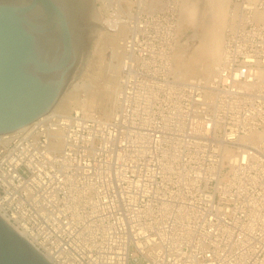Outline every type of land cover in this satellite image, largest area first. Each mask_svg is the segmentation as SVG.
<instances>
[{"label": "built area", "instance_id": "built-area-1", "mask_svg": "<svg viewBox=\"0 0 264 264\" xmlns=\"http://www.w3.org/2000/svg\"><path fill=\"white\" fill-rule=\"evenodd\" d=\"M140 1L107 115L0 135V216L53 264H264V0H236L209 79L176 74V17Z\"/></svg>", "mask_w": 264, "mask_h": 264}, {"label": "water", "instance_id": "water-1", "mask_svg": "<svg viewBox=\"0 0 264 264\" xmlns=\"http://www.w3.org/2000/svg\"><path fill=\"white\" fill-rule=\"evenodd\" d=\"M96 0H0V135L53 111L100 29ZM0 264H53L0 216Z\"/></svg>", "mask_w": 264, "mask_h": 264}, {"label": "bare ground", "instance_id": "bare-ground-1", "mask_svg": "<svg viewBox=\"0 0 264 264\" xmlns=\"http://www.w3.org/2000/svg\"><path fill=\"white\" fill-rule=\"evenodd\" d=\"M101 1L105 11L112 9V12L105 16L103 25L112 29L113 32L102 31L98 35L99 37L94 42L93 57L85 67L81 81L72 82L68 94L65 93L67 96L72 94L78 105L86 106L87 109L94 108L103 115H107L115 105L118 72L116 50L119 40L125 32L126 22L122 18L124 14L127 15L125 9H130L131 3L126 0L125 7L127 8H125L122 7L124 4H121V0ZM247 1L250 3L256 0ZM113 2L117 3L114 4L115 8ZM229 2L230 0H184L183 7L181 6L182 10L180 9L182 16L179 20L181 23L179 27L182 28H180V41L183 40V42L176 43L177 49L173 54L176 74L184 77L202 76L207 79L212 76L222 53L225 28L235 26L239 17L241 6L235 2L233 10L230 12ZM134 3L142 4L140 0L134 1ZM147 6L153 8L149 3ZM258 17L264 18V12L258 14ZM190 31L191 33L187 36ZM103 38L107 40L105 43L108 45L103 42L106 45L104 46L101 43ZM101 39L102 41H100ZM101 44L103 47L100 46ZM80 90L85 91L84 95L78 94L86 96L84 99H80V96L77 95ZM63 97L56 108H59ZM70 109L69 105L67 110Z\"/></svg>", "mask_w": 264, "mask_h": 264}, {"label": "rangeland", "instance_id": "rangeland-1", "mask_svg": "<svg viewBox=\"0 0 264 264\" xmlns=\"http://www.w3.org/2000/svg\"><path fill=\"white\" fill-rule=\"evenodd\" d=\"M123 1H124V3H123ZM130 2L131 3V6H130V9L129 8H127V7H125L126 5H125V2ZM121 0V4H124L122 7H125V8H127V9H125V13H126V10H127V15H125L124 14V17L122 18V20H124L125 22H128V21H130L132 18H133V14H134V9H136L137 8V6H138V4H136V3H134V1H136L137 2V0ZM243 1H245V2H247V0H243ZM184 2V0H151V3H150V6L152 7L153 6V8H148L149 10H145V12H148V13H153V12H158V11H168L167 12V14H170V13H174L173 14V16L174 17H176V21H177V25H178V28H179V30H177V38H176V43H181V42H183V40H181L180 41V35H181V30H180V28L181 27H179L180 26V24L181 23H179V20H180V18H181V16H182V13H181V6L184 4L183 3ZM235 2H236V0H230V2H229V11L231 12L232 10H233V7H234V5H235ZM157 3V4H156ZM183 3V4H182ZM96 4H97V6H99V10L97 11L98 12V16H99V20H100V23L101 24H103V22H104V18H105V16H107V14H109L110 12H112V9H108L107 11H105V9H104V6H103V3H102V1L101 0H96ZM114 4H117L116 2H113V7L115 8L116 6L114 5ZM120 4V5H121ZM153 4V5H152ZM156 6V7H155ZM183 7V6H182ZM113 8V9H114ZM154 8H156V9H154ZM181 9V10H180ZM178 11H180V12H178ZM128 12H130V13H128ZM178 13H181V14H179L178 15ZM129 15V16H128ZM179 16V17H178ZM128 17H129V19H128ZM125 18V19H124ZM228 20H229V17H228ZM122 22L123 24L125 23V22ZM126 25V24H125ZM226 25H227V23H226ZM105 26V25H104ZM105 28H107V29H100L99 30V32H97V34H96V36H93V39H92V45H91V49H90V54H89V56H88V58H87V60H86V62H85V64H84V68L82 69V71H81V73H80V75L76 78V80H74V83L76 82V81H81V78H82V75L85 73V67L89 64V62L91 61V58L93 57V49H94V42L96 41V39L99 37L98 35L102 32V31H108V32H113L112 31V29H110V28H108V27H106L105 26ZM227 28L228 27H226L225 28V31H224V37H225V32H226V30H227ZM182 29V28H181ZM189 33H191V31L190 32H188L187 33V36H188V34ZM123 38V37H122ZM186 39V38H185ZM184 39V40H185ZM121 40V39H120ZM119 40V41H120ZM100 41H102V39L100 40ZM224 41V40H223ZM103 42L105 43V42H107V40L105 39V38H103V41L101 42L102 44H103ZM100 45L101 47H103V45ZM106 45H108L107 43H105ZM106 45H104V46H106ZM176 47H177V45H176ZM177 49V48H176ZM176 49H175V51H176ZM70 87H71V85H70ZM70 88H68L67 89V91H66V93L68 94V90H69ZM64 94L63 96V101H61V103H60V106H59V108L61 107H63V109L65 108V110H67V107L70 105V107H71V109L72 108H75V107H77V106H81V105H78L77 103H76V99H74V96H72V94H70V95H68L67 96V94ZM84 93H85V91H79L78 93H77V95L78 94H80V95H84ZM65 95H66V97H65ZM80 95H78V97L80 96ZM72 96V97H71ZM84 97H86V96H80L79 98L80 99H84ZM65 98V99H64ZM93 110H96V109H94V108H92ZM92 109H88L89 111H92Z\"/></svg>", "mask_w": 264, "mask_h": 264}]
</instances>
